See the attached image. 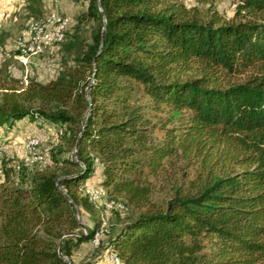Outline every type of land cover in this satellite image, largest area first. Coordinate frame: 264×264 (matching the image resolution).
Returning a JSON list of instances; mask_svg holds the SVG:
<instances>
[{"label":"trees","instance_id":"obj_1","mask_svg":"<svg viewBox=\"0 0 264 264\" xmlns=\"http://www.w3.org/2000/svg\"><path fill=\"white\" fill-rule=\"evenodd\" d=\"M85 1L55 77L0 72V126L56 130L49 165L3 156L0 264H71L100 227L78 218L96 207L81 188L99 166L127 206L99 252L264 264V0H239L229 20L187 0Z\"/></svg>","mask_w":264,"mask_h":264},{"label":"rangeland","instance_id":"obj_2","mask_svg":"<svg viewBox=\"0 0 264 264\" xmlns=\"http://www.w3.org/2000/svg\"><path fill=\"white\" fill-rule=\"evenodd\" d=\"M191 6H197L201 13L209 15L217 12L229 20L237 17L239 0H187ZM88 8L85 0H0V72L21 79L24 83L28 79H38L42 82L55 77L62 68V43H53L45 48L40 55L23 58L16 47L17 39L29 31L30 27L47 23L53 13H57L67 22V31L71 33L77 26L79 16ZM95 26L94 21H85L80 25L82 35L87 41L91 40V32ZM22 122L10 128L0 126V144L4 155L15 156L20 159L24 154L25 142L33 136L41 139V150L50 156V150L55 143L56 130L52 126L41 127L32 124V130H26ZM98 169V168H97ZM90 178L99 180L98 171ZM186 176L193 173L191 167L180 168ZM181 176V175H179ZM0 172V182L2 181ZM158 184H160L158 182ZM170 186L163 191H157L155 198L162 200L168 196ZM80 221L92 226L101 219L100 210L93 207L92 211L78 208ZM110 225L116 222L115 216H110ZM104 252H99L93 241L85 242L74 251L71 264H110L104 258Z\"/></svg>","mask_w":264,"mask_h":264},{"label":"built area","instance_id":"obj_3","mask_svg":"<svg viewBox=\"0 0 264 264\" xmlns=\"http://www.w3.org/2000/svg\"><path fill=\"white\" fill-rule=\"evenodd\" d=\"M67 30V22L57 13H53L47 23L30 27L16 41V47L23 58L27 59L32 55H40L48 45L61 42ZM41 139L37 136L30 137L24 145V155L21 157L25 164L40 163L42 165L51 164L50 157L40 151ZM3 150L0 144V172L3 165ZM15 158V156H10ZM98 163V160L96 161ZM20 167V164L18 165ZM97 181H86L81 190L89 200L100 210L101 223L93 242L96 246L101 244V240L107 235L110 229V216L114 209L125 210L127 206L109 195L107 189ZM104 258L110 264H120L117 253L112 248H107Z\"/></svg>","mask_w":264,"mask_h":264},{"label":"crops","instance_id":"obj_4","mask_svg":"<svg viewBox=\"0 0 264 264\" xmlns=\"http://www.w3.org/2000/svg\"><path fill=\"white\" fill-rule=\"evenodd\" d=\"M47 81H49V80H47ZM46 81V82H47ZM26 127V130H32V128H33V125L32 124H30V125H25ZM24 155V154H23ZM98 169H97V171H98V174H97V176H99V178L101 179V166H99V167H97ZM99 179V180H100ZM87 181H97L95 178H89ZM85 225H87V224H85Z\"/></svg>","mask_w":264,"mask_h":264},{"label":"water","instance_id":"obj_5","mask_svg":"<svg viewBox=\"0 0 264 264\" xmlns=\"http://www.w3.org/2000/svg\"><path fill=\"white\" fill-rule=\"evenodd\" d=\"M78 218L80 219V213H79V211H78ZM81 222V221H80ZM82 223V222H81ZM82 225H83V228H85L86 229V225L84 224V223H82Z\"/></svg>","mask_w":264,"mask_h":264}]
</instances>
